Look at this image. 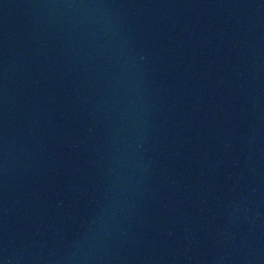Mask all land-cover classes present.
Masks as SVG:
<instances>
[{"label":"water","instance_id":"obj_1","mask_svg":"<svg viewBox=\"0 0 264 264\" xmlns=\"http://www.w3.org/2000/svg\"><path fill=\"white\" fill-rule=\"evenodd\" d=\"M0 264H264V0H0Z\"/></svg>","mask_w":264,"mask_h":264}]
</instances>
